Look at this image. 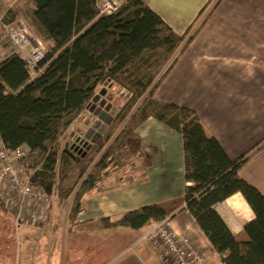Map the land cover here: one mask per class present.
Here are the masks:
<instances>
[{
	"label": "trees",
	"instance_id": "1",
	"mask_svg": "<svg viewBox=\"0 0 264 264\" xmlns=\"http://www.w3.org/2000/svg\"><path fill=\"white\" fill-rule=\"evenodd\" d=\"M97 1L29 0L7 8L0 33L4 25L22 18L47 50L34 76L15 55L0 60V139L12 149L28 147L21 166L30 182L59 202L71 198L67 220L72 223L84 197L101 179L136 162L149 164L136 130L152 118L181 136L184 210L220 262L264 264V196L237 174L264 150V140L232 160L192 110L154 98L167 72L222 0L205 11L209 0L181 34L140 0H122L110 15L99 13ZM112 85L130 95L115 115L105 114L101 134L81 152L62 148L59 140L77 117ZM234 194L241 195L254 215L243 226L245 241L236 239L215 210ZM167 217L162 208L147 205L118 221L99 223L103 228L142 231L148 222Z\"/></svg>",
	"mask_w": 264,
	"mask_h": 264
},
{
	"label": "crops",
	"instance_id": "2",
	"mask_svg": "<svg viewBox=\"0 0 264 264\" xmlns=\"http://www.w3.org/2000/svg\"><path fill=\"white\" fill-rule=\"evenodd\" d=\"M140 1L181 34L209 0ZM16 2L0 0V20ZM154 98L192 110L232 160L264 140V0H222L167 72ZM136 134L149 164L142 167L136 162L105 176L84 197L74 221L69 223L65 216L62 250L67 264H160L147 244L134 245L141 230L103 228L99 223L101 219L118 221L126 212L147 205H156L168 214L167 224L174 233L191 235L208 253L206 264H222L184 210L187 184L181 136L152 118ZM123 173L128 174L124 177ZM237 174L264 196V150ZM215 210L236 239L245 241L243 226L254 215L241 195L230 196ZM58 221L53 213L47 225L38 229L58 228Z\"/></svg>",
	"mask_w": 264,
	"mask_h": 264
},
{
	"label": "built area",
	"instance_id": "3",
	"mask_svg": "<svg viewBox=\"0 0 264 264\" xmlns=\"http://www.w3.org/2000/svg\"><path fill=\"white\" fill-rule=\"evenodd\" d=\"M121 5L122 0H98L96 4L103 15L114 13ZM1 34L0 60L15 55L26 64L30 75L39 72L46 49L27 23L18 18L4 25ZM29 152L25 145L12 149L0 139V208L15 229L46 226L56 202L42 188L33 186L22 168L21 161ZM140 242L147 244L160 264H206L208 260L204 248L191 235L174 233L167 219L148 222L134 245Z\"/></svg>",
	"mask_w": 264,
	"mask_h": 264
},
{
	"label": "rangeland",
	"instance_id": "4",
	"mask_svg": "<svg viewBox=\"0 0 264 264\" xmlns=\"http://www.w3.org/2000/svg\"><path fill=\"white\" fill-rule=\"evenodd\" d=\"M214 1L212 0L210 6ZM28 2L29 0H17L15 4H27ZM42 44L47 50L46 45L43 42ZM1 45L2 40L0 39V46ZM1 49L2 48H0V52ZM99 90V88L96 89V93H98ZM129 95V92L122 89L120 86L112 85L106 87L105 95L99 98V100L103 99L105 101L100 112H105V114L109 116L115 115ZM92 104L93 103H90V105L77 117L65 136L59 140L62 148L66 147L69 150L71 146H76L79 142H81L82 146L85 142L83 137L87 130L89 128H95L97 124L99 125L101 124L100 122H103L98 116L94 115V111L90 112ZM95 106L97 108V104H95ZM88 143H90V141H88ZM82 149L83 148H78L76 151L81 152ZM127 174L123 173L122 176L125 177ZM54 202L55 205L51 214L56 213L59 218V221L56 222L58 228L50 225L45 229H38L35 227H18L15 229L9 215L0 208V264H67V259L63 257L62 250V225L63 219L67 216L69 211L71 198L61 202L54 199ZM139 247H146V245L142 243ZM139 247H136V252ZM145 252L149 254L147 249ZM129 254H132V252ZM149 256H153L155 259L152 253L149 254ZM144 260L145 259H143V261Z\"/></svg>",
	"mask_w": 264,
	"mask_h": 264
},
{
	"label": "water",
	"instance_id": "5",
	"mask_svg": "<svg viewBox=\"0 0 264 264\" xmlns=\"http://www.w3.org/2000/svg\"><path fill=\"white\" fill-rule=\"evenodd\" d=\"M105 93H106V89H102V90L99 92V94L96 95V96L92 99V102H91V103H93V104H92V106L90 107V112H93V111H94V115L98 116V118H99L100 120H102L103 122H102V124L100 125V127H99L98 125H96V127H98L97 130H94V128H89V129L87 130V132L85 133V135H84V137H83V138L85 139V142L83 143V147L86 146V144L88 143V141L93 140L94 137H92V136H93L94 134H95V135H94L95 137H98V136L101 134L102 130L104 129V126H105V123H106L108 117H105V118H104V116H105V112H100V109L104 106L105 101H104L103 99H102V100H99V98H100L101 96H104ZM95 104H97V108H96ZM83 141H84V140H83ZM80 146H81V142H79V144L76 145V146H74V145L71 146L70 149L68 150V152H70V151H72V150H73V151H76ZM76 148H77V149H76Z\"/></svg>",
	"mask_w": 264,
	"mask_h": 264
},
{
	"label": "flooded vegetation",
	"instance_id": "6",
	"mask_svg": "<svg viewBox=\"0 0 264 264\" xmlns=\"http://www.w3.org/2000/svg\"><path fill=\"white\" fill-rule=\"evenodd\" d=\"M101 124H102V122H101ZM101 124H99L98 126L100 127V125H101ZM84 147H85V146H84ZM84 147H83V145H82V146H81V147H79V148L81 149V148H84Z\"/></svg>",
	"mask_w": 264,
	"mask_h": 264
},
{
	"label": "bare ground",
	"instance_id": "7",
	"mask_svg": "<svg viewBox=\"0 0 264 264\" xmlns=\"http://www.w3.org/2000/svg\"><path fill=\"white\" fill-rule=\"evenodd\" d=\"M98 125V124H97Z\"/></svg>",
	"mask_w": 264,
	"mask_h": 264
}]
</instances>
